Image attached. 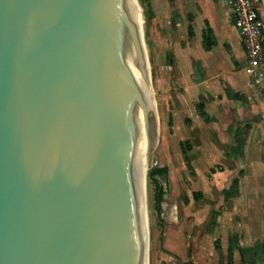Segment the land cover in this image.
<instances>
[{"label":"water","instance_id":"water-1","mask_svg":"<svg viewBox=\"0 0 264 264\" xmlns=\"http://www.w3.org/2000/svg\"><path fill=\"white\" fill-rule=\"evenodd\" d=\"M151 100L130 0H0V264H143Z\"/></svg>","mask_w":264,"mask_h":264},{"label":"rangeland","instance_id":"rangeland-1","mask_svg":"<svg viewBox=\"0 0 264 264\" xmlns=\"http://www.w3.org/2000/svg\"><path fill=\"white\" fill-rule=\"evenodd\" d=\"M137 3L143 17L142 36L158 118L146 175L148 264H257L260 257L255 258L252 253L244 259L239 256L228 259L220 254L217 246L221 240L224 239L225 247L229 238L240 233L227 227L222 234L215 214L219 209L218 188L227 185L230 179L218 176L224 172H231V177L251 173L257 175L256 182L264 187V159L255 158L251 148L253 161L241 163L233 156L231 147H220L213 116H201L197 104L202 98H197L195 89L189 90L196 86L195 72L189 70L185 77L180 74V68L185 71L186 62L178 67L173 44L179 42L180 46L182 36L173 32L163 0H137ZM262 154L258 151L257 156ZM160 167L167 172L153 176L164 191L158 212L156 184L150 174ZM263 234L254 232L248 244L240 242V245L261 246Z\"/></svg>","mask_w":264,"mask_h":264},{"label":"crops","instance_id":"crops-1","mask_svg":"<svg viewBox=\"0 0 264 264\" xmlns=\"http://www.w3.org/2000/svg\"><path fill=\"white\" fill-rule=\"evenodd\" d=\"M163 4L173 32L182 36L180 46L179 42L173 44L178 67L186 62L180 74L185 77L189 70L195 72L196 86L189 90L195 89L197 98L205 103V115L201 116H213L220 147H231L241 163L253 161L251 148L255 158L264 159V154L257 156L258 151L264 153V79L255 83L253 72L246 67L247 55L228 0H163ZM254 4L264 34V0H254ZM226 176L229 182L218 188L219 230L225 234L229 227L240 236L233 235L225 247L222 239L220 254L244 259L252 253L246 252L251 246L240 242L248 244L254 232L263 234L264 187L256 182L255 174L232 178L231 172H224L218 177ZM234 181L238 186L230 190ZM252 255L264 264V256Z\"/></svg>","mask_w":264,"mask_h":264},{"label":"built area","instance_id":"built-area-1","mask_svg":"<svg viewBox=\"0 0 264 264\" xmlns=\"http://www.w3.org/2000/svg\"><path fill=\"white\" fill-rule=\"evenodd\" d=\"M247 55L246 67L255 83L264 79V34L254 0H228Z\"/></svg>","mask_w":264,"mask_h":264},{"label":"bare ground","instance_id":"bare-ground-1","mask_svg":"<svg viewBox=\"0 0 264 264\" xmlns=\"http://www.w3.org/2000/svg\"><path fill=\"white\" fill-rule=\"evenodd\" d=\"M130 2H131L133 21L136 24L138 30H140V28L142 26V19H143L142 13L140 11V7L138 6L137 0H130ZM143 73H144V77H145L147 93L149 94L150 88L148 86V79H147L145 71H143ZM149 105H150V109H151V107L153 108L154 102L151 100ZM148 166H149V160L147 158L146 171H145V252H144L143 264H148L149 220H148L147 198H146V192H147V190H146V175H147Z\"/></svg>","mask_w":264,"mask_h":264},{"label":"trees","instance_id":"trees-1","mask_svg":"<svg viewBox=\"0 0 264 264\" xmlns=\"http://www.w3.org/2000/svg\"><path fill=\"white\" fill-rule=\"evenodd\" d=\"M198 110L201 115H205V103L204 102L199 103ZM166 172H167V169L165 167H160V168L152 169L151 174H150L152 176V181H154V183L156 184V194H155L156 202L155 203H156V209L158 210V212H160V204L163 198L164 191H163V187L160 184V182L156 181V179L153 176L155 174H165ZM237 186H238L237 181H234L232 186L230 187V190H235ZM216 216H217V213L215 214V217ZM217 250L220 251L219 245L217 246ZM246 252L247 253L252 252L256 256H264V241L261 246L253 247L251 249L246 250Z\"/></svg>","mask_w":264,"mask_h":264}]
</instances>
